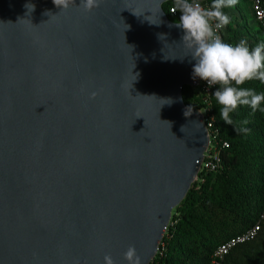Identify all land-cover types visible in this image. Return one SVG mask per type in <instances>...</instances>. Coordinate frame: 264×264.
Masks as SVG:
<instances>
[{
    "label": "water",
    "instance_id": "water-1",
    "mask_svg": "<svg viewBox=\"0 0 264 264\" xmlns=\"http://www.w3.org/2000/svg\"><path fill=\"white\" fill-rule=\"evenodd\" d=\"M167 1L0 0V264H150L209 145Z\"/></svg>",
    "mask_w": 264,
    "mask_h": 264
},
{
    "label": "trees",
    "instance_id": "trees-1",
    "mask_svg": "<svg viewBox=\"0 0 264 264\" xmlns=\"http://www.w3.org/2000/svg\"><path fill=\"white\" fill-rule=\"evenodd\" d=\"M172 4L170 0L162 7L169 19L177 22L180 13L177 11L175 17L168 13ZM230 10L225 9L231 22L225 27L224 42L243 40L250 49L264 43V32L258 25H249L253 16L247 0H238ZM219 87L214 85L209 100L214 126L227 141V146L219 149L220 169L199 171L183 200L173 208L150 264H209L218 243L244 231L261 215L257 236L232 249L225 264H264V112L238 106L230 113L232 124H225L214 97ZM240 87L251 88L257 94L264 92V83L257 80ZM202 94L194 86L182 87L183 101L189 107L203 110L206 104Z\"/></svg>",
    "mask_w": 264,
    "mask_h": 264
},
{
    "label": "clouds",
    "instance_id": "clouds-1",
    "mask_svg": "<svg viewBox=\"0 0 264 264\" xmlns=\"http://www.w3.org/2000/svg\"><path fill=\"white\" fill-rule=\"evenodd\" d=\"M59 8H67L68 0H52ZM238 0H210L205 6L202 0H173L172 12L180 13L177 24L183 30V43L195 61L194 79L208 86L219 85L214 92L220 115L225 124L231 125L230 113L238 106H250L253 111L264 112V92L257 94L251 88L240 87L245 82L257 80L264 83V43L249 48L245 41L226 43L219 34L231 22L225 9ZM98 0H87L91 9ZM34 9V5H31ZM125 258L131 264H139L134 247L130 246Z\"/></svg>",
    "mask_w": 264,
    "mask_h": 264
},
{
    "label": "built area",
    "instance_id": "built-area-1",
    "mask_svg": "<svg viewBox=\"0 0 264 264\" xmlns=\"http://www.w3.org/2000/svg\"><path fill=\"white\" fill-rule=\"evenodd\" d=\"M250 4L251 13L254 21L259 26V28L264 32V6L262 0H247ZM202 3L207 6L208 3L202 0ZM173 5V4H172ZM172 5L168 8V13L171 17H175L176 13L172 12ZM219 34L224 41L226 36L225 28L220 30ZM231 44H237L239 42H227ZM194 87L200 89L202 94V100L206 104L203 110H199L202 113V119L206 126L209 135V145L207 152L204 154L203 160L201 162L200 170L205 169L210 172H217L221 166V156H220V146H227V141H225L219 133V130L214 126V114L210 107V93L213 86H208L205 82L198 79ZM263 215L260 216V219ZM260 219H258L251 226L246 228L244 231L229 236L225 240L218 243L211 254L209 264H225L226 256L230 253L232 249L236 246L243 244L245 242L253 240L259 230H260ZM159 248V246H158Z\"/></svg>",
    "mask_w": 264,
    "mask_h": 264
},
{
    "label": "rangeland",
    "instance_id": "rangeland-1",
    "mask_svg": "<svg viewBox=\"0 0 264 264\" xmlns=\"http://www.w3.org/2000/svg\"><path fill=\"white\" fill-rule=\"evenodd\" d=\"M230 12H232V8H231ZM234 13H235V15L237 14L236 12H234ZM237 16H238V15H237ZM249 23H250L249 25H252L253 27H254L255 25L257 26V24H256V22L254 21V19H253V20H250ZM263 35H264V33H263ZM263 35H262V37H263Z\"/></svg>",
    "mask_w": 264,
    "mask_h": 264
}]
</instances>
